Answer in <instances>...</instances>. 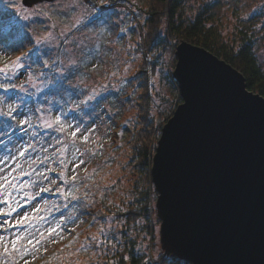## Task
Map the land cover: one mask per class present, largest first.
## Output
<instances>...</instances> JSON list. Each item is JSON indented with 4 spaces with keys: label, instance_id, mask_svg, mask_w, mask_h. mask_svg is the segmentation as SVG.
<instances>
[{
    "label": "rangeland",
    "instance_id": "rangeland-1",
    "mask_svg": "<svg viewBox=\"0 0 264 264\" xmlns=\"http://www.w3.org/2000/svg\"><path fill=\"white\" fill-rule=\"evenodd\" d=\"M101 1L115 5L107 4L103 13L91 18L89 0L42 1L33 6L24 5L22 0H0V26L10 27L13 18L3 16L2 10L11 9L14 22L20 23L22 31L28 34V41L15 46L0 44V66L5 53L9 59H15L25 53L22 48L29 43L33 42L36 48L35 61H28L30 69H22V74L13 77L17 84H24L26 91L17 87L10 88L8 93L0 88V111H7L9 104L17 108L13 113L16 119L0 115V184L4 185L0 188V200L7 198L17 212H32L33 216L37 215L33 209L38 206L42 209L38 215L44 217L31 224L5 226L6 230L0 228L2 236L8 241L21 233L38 235L69 216L77 221L75 224L62 223L64 231L55 237L57 243L44 244L35 254V259L32 256L21 257L19 253L5 257L0 246V261L6 260L7 264H24L25 259L30 264H113L116 253L124 247L137 251L147 248L144 220L129 222L117 215L119 211L136 207L147 185L140 168L134 161L125 165L122 155L123 142L128 136L126 126L135 125L138 121L135 114L138 107L135 102L131 106L125 101L123 90L128 88L129 71L140 60L139 55L132 53L130 62L127 55L135 46V36L142 39V16L128 5L129 0ZM131 1L140 7L146 3V0ZM262 13L264 0H183L178 10V22L187 25L201 16L207 25L215 27L220 40L232 42L244 36L251 41L264 72ZM24 16L28 18L24 19ZM89 19L93 22L88 23ZM164 27H168L167 19H164ZM48 32L52 33V38L37 45L36 38ZM170 42V45L159 44L156 47L157 52L164 50V57L157 58L158 70L154 77H158V81L155 88L153 78H150L152 113L160 127L172 115L180 97L178 86L170 78L177 61L175 48L180 40L174 37ZM140 56L150 67L151 62L146 59L149 55L144 48ZM45 61L49 65L47 68L44 67ZM29 75L32 80L25 83ZM125 79L126 82L122 83ZM0 83L7 84L8 80L0 76ZM134 92L137 95L139 89ZM89 96L94 98L88 99ZM87 101L88 104L85 103ZM30 106L32 112H29ZM56 116L61 117L67 132L56 131L58 125L46 126V122L53 121ZM20 119H27L29 123L21 127L18 125ZM77 126L80 132L73 138L69 133ZM89 128L95 131L85 133L89 136L85 142L80 138L81 133ZM77 164L78 168L75 167ZM53 170L56 172L52 173ZM73 175L77 177L74 186L78 189L75 195L79 199L87 201L94 195H102L106 203V214L99 218L95 231L98 241H103L102 244L97 241V248L81 250L79 246L87 230L84 223L89 220L90 212L76 217L72 202L66 204L64 196L56 191L57 187L72 189L70 177ZM4 177L14 187H8ZM65 178H69L67 183ZM41 188L50 191H40ZM7 207V204L0 203V208ZM16 215V212L8 217L0 215V224L8 220L10 225H14ZM159 225L160 221L155 220L153 260L161 253ZM101 228L103 233L99 231ZM65 241H74L76 251L66 254V257H54L53 252L60 249ZM25 243L20 241L18 246ZM88 259L90 261L87 262Z\"/></svg>",
    "mask_w": 264,
    "mask_h": 264
},
{
    "label": "water",
    "instance_id": "water-1",
    "mask_svg": "<svg viewBox=\"0 0 264 264\" xmlns=\"http://www.w3.org/2000/svg\"><path fill=\"white\" fill-rule=\"evenodd\" d=\"M42 1L53 0H22ZM175 54L182 101L150 168L163 256L264 264V96L204 46L183 39Z\"/></svg>",
    "mask_w": 264,
    "mask_h": 264
},
{
    "label": "trees",
    "instance_id": "trees-1",
    "mask_svg": "<svg viewBox=\"0 0 264 264\" xmlns=\"http://www.w3.org/2000/svg\"><path fill=\"white\" fill-rule=\"evenodd\" d=\"M111 1V0H110ZM115 1V0H112ZM121 1V0H119ZM125 1V0H123ZM128 5L133 9L138 16H142L143 35L142 39H138L135 36V46L128 53L127 58L131 62L133 55H139L140 60L129 71L127 76L128 83L126 90H123L125 101L129 104L133 102L137 105L135 114L138 121L135 125L127 124L126 129L128 136L123 142L124 149L122 155L126 163L134 161L136 167L140 168L145 177L147 185L144 188L141 197L139 198V204L136 207H131L127 211H119L117 215L124 217L129 222H136L139 219H143L145 224V239L147 241L146 250L137 251L135 248H123L116 253L113 264H144L148 258V238L156 237L154 234L155 226L153 218H156V211L154 209L152 197L154 195V187L150 178V168L152 155L155 151L158 137L160 135L161 127L156 124V117L152 113V96L150 87V78H153L157 74L158 60L154 58L150 60L151 65L148 66L144 57L140 54L144 48L148 55L157 53V45L163 44L170 45L171 38H178L181 40H187L193 44L201 45L218 55L220 58L232 64L239 71H241L245 78L249 89L256 91L264 96V72L261 70L257 57L252 49V43L247 38L242 36L239 40L225 42L220 40L218 31L213 25H207V21L198 16L194 21L187 25L178 22V10L181 7L183 0H146L144 7H140L133 1L129 0ZM3 16H7L8 19H12L10 27L0 26V44L7 45L8 47L15 46L17 43H22L24 40L28 41V34L22 31L20 23L15 21L13 11L11 9H3ZM164 19L168 20V27H164ZM136 31V26H135ZM138 34V32H137ZM25 53H29L28 61H35L36 48L35 45L28 44L22 48ZM31 50V51H30ZM127 61H125V65ZM170 78L177 85L176 80L172 77L170 72ZM139 89L138 94L134 92ZM11 91L8 90V93ZM134 93V95H133ZM31 98H34L32 95ZM179 97V102H181ZM33 104V101H29ZM134 103V104H135ZM176 107V106H175ZM32 106L30 111L32 112ZM134 123V122H133ZM23 132L22 134H25ZM33 149V148H32ZM100 169V167L98 168ZM102 200V195H94L90 200L84 201L83 199H75L72 201V207L76 210V217L88 214L90 212V218L84 224L87 226V230L82 236L80 245H88L90 248H97V241H91V237L95 235L96 228L98 227L99 218L104 217L105 202ZM90 227V228H88ZM87 238V239H86ZM79 243V242H78ZM79 245V246H80ZM77 245L74 241L64 242V245L53 252L54 257L57 255H65L75 252ZM77 256V255H76ZM157 260L160 264L178 263L180 259L177 256L166 257L161 253L157 256ZM90 259L87 260V262ZM146 264H151L149 261Z\"/></svg>",
    "mask_w": 264,
    "mask_h": 264
},
{
    "label": "snow or ice",
    "instance_id": "snow-or-ice-1",
    "mask_svg": "<svg viewBox=\"0 0 264 264\" xmlns=\"http://www.w3.org/2000/svg\"><path fill=\"white\" fill-rule=\"evenodd\" d=\"M37 14H39V11H37ZM264 14V13H262ZM44 15H47V13H44ZM24 19H27V16L23 17ZM93 22L91 19L88 20V23ZM85 26H87L85 24ZM52 27H55L53 24ZM121 31H125V29H121ZM52 38V33L48 32L47 35L45 36H40L36 38V44L39 45L41 42L48 41ZM31 51V50H30ZM29 57V53H22V55H18L15 57V59H9L8 54L5 53L3 57V62L2 66H0V76H3L6 80H8L7 84L0 83V88L4 89V91H8L10 88L11 89H16L19 87L21 91H26L24 84H17L16 82L13 81V77L18 76L20 74V70L29 68V65H26L25 60ZM164 57V50H161L157 53H154L153 55H149L146 57L147 60H152L154 58H163ZM48 62H44V67L47 68ZM127 71V68L125 69ZM113 76L116 75L115 72L112 73ZM32 80V76H28V81H25V83L29 82ZM158 81V77H153L152 79V85L153 88L156 87ZM126 82V79L122 81V83ZM95 93V90H93ZM94 96H89L88 99H93ZM158 103V101H157ZM17 111L16 106L9 104L7 106V111H0V115L6 116V117H11L12 119H16V117L13 115L14 112ZM29 121L27 119H20L18 121L19 126H24L28 124ZM54 125H58L56 127V131L58 132H67V129L61 123V117L56 116L55 119L51 122H46V126L48 128H52ZM94 129H85L84 133H81V137L85 142L88 141L89 136L85 135V133H92L94 132ZM80 132L79 126L76 127L75 130L71 131L69 135L73 138L77 137V133ZM79 151V150H78ZM21 155H24V152L20 153ZM83 163V161H81ZM75 167H79V164L75 165ZM4 182L8 184V187H14V185L11 184L10 181L7 180V177H4ZM69 178H65V183L68 182ZM71 181H73V187L72 189H64L61 187H57L56 191L64 196L65 199H79L75 195V192L78 191V189L75 188L74 182L76 181L77 177L75 175L70 177ZM4 185L0 184V188H2ZM40 191H50L48 188H41ZM0 203L7 204V208H0V215H3L5 217L11 216L12 213L16 212L17 215L15 217V223L14 225H10L8 220H4L2 224H0V228H4L6 230L5 226L11 227V226H22L25 224H31L34 220H43L44 217H41L38 215L42 209L38 206L34 207L33 211L37 213V215L33 216L32 212H23L19 213L17 212V208L13 207L11 204H9L8 199L5 198L3 200H0ZM19 206V205H18ZM73 223L75 224L77 221L75 218L72 216L67 217L63 222L57 221L54 225H51L48 229L45 230V232H39V234H35L32 232H29L27 236H25L23 233L20 235H17L14 239L6 241V238L4 236H0V246H2V254L7 257L9 255L15 256L17 253L20 254L21 257L25 256H32L33 259H35V254L40 252L41 248L43 247L44 244L51 242L53 244L57 243L56 236L62 234L64 231L62 227L63 224L67 223ZM100 233L104 232V229L101 228ZM31 237V238H29ZM87 239V238H86ZM91 241H98V237L93 235L91 238ZM20 241H26L25 244H20L18 246V242ZM98 243L102 244L103 241H98ZM88 245H80V249L84 250ZM44 251L47 252V248H44ZM0 264H7L6 260L0 261ZM24 264H30L29 260L25 259ZM48 264V262H46Z\"/></svg>",
    "mask_w": 264,
    "mask_h": 264
},
{
    "label": "built area",
    "instance_id": "built-area-1",
    "mask_svg": "<svg viewBox=\"0 0 264 264\" xmlns=\"http://www.w3.org/2000/svg\"><path fill=\"white\" fill-rule=\"evenodd\" d=\"M92 3L99 8V10H103L104 7H102V5L100 4V0H91Z\"/></svg>",
    "mask_w": 264,
    "mask_h": 264
},
{
    "label": "bare ground",
    "instance_id": "bare-ground-1",
    "mask_svg": "<svg viewBox=\"0 0 264 264\" xmlns=\"http://www.w3.org/2000/svg\"><path fill=\"white\" fill-rule=\"evenodd\" d=\"M22 73H23V72H22ZM22 73H20V74H22ZM20 74H19V75H20Z\"/></svg>",
    "mask_w": 264,
    "mask_h": 264
}]
</instances>
